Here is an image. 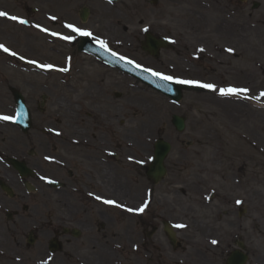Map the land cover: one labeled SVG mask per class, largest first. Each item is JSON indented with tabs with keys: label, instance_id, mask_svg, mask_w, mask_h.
Wrapping results in <instances>:
<instances>
[{
	"label": "flooded vegetation",
	"instance_id": "obj_1",
	"mask_svg": "<svg viewBox=\"0 0 264 264\" xmlns=\"http://www.w3.org/2000/svg\"><path fill=\"white\" fill-rule=\"evenodd\" d=\"M131 4L127 6L125 0H0V6L22 11L26 24L33 23L32 16L50 10L52 13L44 11L39 19L51 27L60 30L62 24L86 25L93 41L100 46L99 40L106 42V47L96 48L90 42L84 45L94 51L88 53L78 50L79 38L72 42V58L76 61L80 57V61L77 64L71 60V69L76 67L77 73L79 67L88 68L92 90L87 94L98 105L123 97L122 91L111 89L123 86V79L111 78L110 74L124 73L104 50L147 67L177 70L196 67L183 54L190 47L195 52L205 46L203 35L191 40L178 31L179 35L173 36L181 16H175L167 26L165 19L154 16L160 8L158 0H134ZM194 4L203 10L198 11L197 19L215 23L217 51L224 44L222 37L230 35L232 23L264 18V0H195ZM140 13L142 16H138ZM186 23L194 26L196 21ZM127 24L133 28L131 34L126 33ZM146 36L168 37L174 42L151 54L143 49ZM84 115L80 118L84 126L72 136L46 126L38 134L37 144L25 145L20 160L33 169V175L20 176L2 160L0 264H227L228 255L239 245L247 255L245 264H253L247 244L236 243L237 238L232 243L222 240V224L229 229L237 227L243 217L242 204L237 211L226 208L223 219L220 183L211 177L192 175L185 149L174 154L171 150L165 159L166 173L157 181L146 174V165L154 155L153 144L146 161L137 160L135 164L133 150L123 153L95 128L99 118L88 111ZM101 116L103 124L110 125V116ZM240 194L249 205L248 187ZM96 196L123 207L104 204ZM145 203L142 213L126 210ZM247 220L252 226V219ZM213 240L218 243L213 244ZM256 263L264 264V260Z\"/></svg>",
	"mask_w": 264,
	"mask_h": 264
},
{
	"label": "rangeland",
	"instance_id": "obj_2",
	"mask_svg": "<svg viewBox=\"0 0 264 264\" xmlns=\"http://www.w3.org/2000/svg\"><path fill=\"white\" fill-rule=\"evenodd\" d=\"M133 1L125 0L127 6H132ZM194 1L158 0L160 8L154 16L165 19L169 27L168 21L181 16L171 34L179 35L178 31H181L184 33L180 34L182 37L191 40L203 35L206 54L195 60L189 54L193 52L190 47L183 56L195 60L196 67H177L173 71L166 67L156 68L173 76L215 84L217 91L184 90L179 103L173 104L168 97L136 79L112 72L110 77L123 79V86L111 89L122 91L123 97H113L98 105L93 104L87 94L92 90L88 68L79 67L77 73L74 67L66 74H43L10 55L6 56V52L0 49V115L14 116L15 105L8 90L13 86L25 97L33 119L29 136L22 134L10 121L0 120V157H22L25 145L37 144L38 134L46 126L61 129L64 136H72L75 130L84 126L80 118L87 111L99 118L95 120V128L102 130L117 148L125 154L129 149L134 151L135 164L137 160L146 161L150 155L153 135L163 137L173 144L172 154L180 148L185 149L188 154L185 159L189 171L194 173L192 175L213 177L220 183L223 219L226 208L237 211L235 196L240 197L243 217L237 227L229 229L222 224V240L232 243L238 238L247 244L253 257L250 262L257 264V261L264 260V95H261L264 93V18L260 16L249 22L238 20L231 24L230 35L222 37L223 45L233 49L234 55L230 56L225 53L224 46L217 51L215 23H202L196 18L198 11L203 10ZM2 10L7 11L8 16H24L15 8L0 6ZM44 11L39 17H44ZM39 17L34 15L31 20L50 26ZM6 18L0 17V45L42 63L65 65L72 58V45L56 38L49 42L50 36L39 33L26 23L27 26L18 25V21ZM191 20L196 21L194 26L186 23ZM127 26L126 33L131 34L133 28ZM72 60L78 64L80 58ZM229 87L248 91L241 95L219 94L220 88ZM101 113L110 116V125L103 124ZM172 114L185 116L183 132L178 133L172 126ZM2 167L0 163V175L4 173ZM141 172L144 176V169L141 168ZM238 187L244 193L248 187L251 194L249 205L245 204L240 190L237 192ZM233 202L234 206L229 205ZM247 217L252 219V226H249Z\"/></svg>",
	"mask_w": 264,
	"mask_h": 264
},
{
	"label": "water",
	"instance_id": "obj_3",
	"mask_svg": "<svg viewBox=\"0 0 264 264\" xmlns=\"http://www.w3.org/2000/svg\"><path fill=\"white\" fill-rule=\"evenodd\" d=\"M126 70L140 79H142L145 83L149 84L153 88L162 91L163 93L169 95L174 101H177L181 97V90L182 89H191L192 87L181 86L178 84H174L171 82H165L163 80H159L154 76H150L144 71H137L133 70L130 67H127ZM197 89V88H195ZM13 93L15 102L17 104V120L16 122L19 124L21 129L25 130L30 126V119L27 110L24 107L22 96L20 93L13 88H11ZM172 123L178 131H182L184 129V118L173 115L172 116ZM169 150V144L163 140H159L157 142V149H156V159L153 162V166L149 168V175L150 176H158L160 177L164 173V166H163V158L167 154ZM14 166L19 170L22 174L25 171L24 166L21 163L15 162ZM152 170V172H151Z\"/></svg>",
	"mask_w": 264,
	"mask_h": 264
},
{
	"label": "snow or ice",
	"instance_id": "obj_4",
	"mask_svg": "<svg viewBox=\"0 0 264 264\" xmlns=\"http://www.w3.org/2000/svg\"><path fill=\"white\" fill-rule=\"evenodd\" d=\"M0 16H5V17H8L12 20H15V21H18L19 23H27V21L23 20V19H20L18 17H15V16H8L7 13L5 12H2L0 11ZM68 28L71 29L72 32L74 33H77L81 36H92V33L89 32V31H85V30H82L80 28H77L73 25H67ZM145 31H147V29H145ZM62 39H65V40H72L73 37L71 36H65V37H62ZM102 47H106V42L103 41V40H99L98 41ZM0 49H2L4 52H9V49L6 48L4 45H0ZM200 51H203V49H200ZM228 51H233L232 49H228ZM11 55H16V53L14 52H11L10 53ZM113 55H115V53H113ZM121 59H123V57H121ZM129 63H131V61H129ZM139 67V65H137ZM43 67H52L51 65H46V66H43ZM63 71H66L67 69H62ZM146 71H149L148 69H145ZM154 76H157L159 77L160 79L162 80H165V81H170V82H175V83H178V84H195L199 87H202V88H206V89H209L211 91H217V86L215 84H211V83H208V84H205V83H201L199 81H194V80H180V79H175L174 77L172 76H167V75H163L159 72H153L152 73ZM248 91V89H240V88H233V87H229V88H220L219 89V94L221 96H230V95H241V94H244ZM261 95H264V93H261ZM16 117H13V116H7V115H0V120H4V121H15ZM96 199L97 200H101L102 203L104 204H108V205H113V206H116V207H123V205L121 204H118L116 201L114 200H110V199H103L102 197L100 196H96ZM241 201H237V204H240ZM147 207V204L145 203L143 206H141L140 208L138 209H132V208H127L126 210L129 211V212H132V211H138L140 213H142L144 211V209ZM177 227H185V225H177ZM213 244H217L218 241L216 240H213L212 241Z\"/></svg>",
	"mask_w": 264,
	"mask_h": 264
}]
</instances>
